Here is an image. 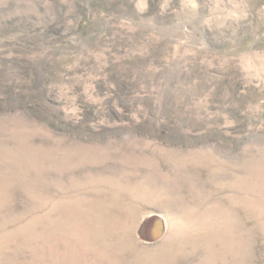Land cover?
<instances>
[{"label":"rangeland","instance_id":"1","mask_svg":"<svg viewBox=\"0 0 264 264\" xmlns=\"http://www.w3.org/2000/svg\"><path fill=\"white\" fill-rule=\"evenodd\" d=\"M0 264H264V0H0Z\"/></svg>","mask_w":264,"mask_h":264}]
</instances>
